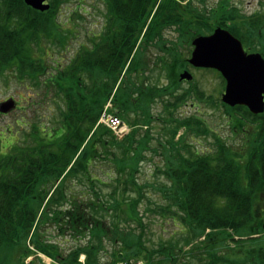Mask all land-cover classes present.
Returning a JSON list of instances; mask_svg holds the SVG:
<instances>
[{"label":"trees","instance_id":"16d2710c","mask_svg":"<svg viewBox=\"0 0 264 264\" xmlns=\"http://www.w3.org/2000/svg\"><path fill=\"white\" fill-rule=\"evenodd\" d=\"M105 1L108 25L101 41L96 40L95 47L88 52L81 49L67 65L59 63L54 67L51 82L66 103L61 135L58 133L56 141L41 138L0 153V264L16 261L17 264H46L41 258L26 261L32 254L26 245L29 236L36 250L59 262L51 264H118L132 257H143L148 264H163L168 259L173 262L172 247H177L178 243L159 249L165 260L155 261L154 252L145 247L143 234L121 226L122 222L139 223L141 220L138 205L145 197V186L138 183L136 174L141 153L151 149L153 136L148 131L153 120L151 104L156 98L175 91L173 86L178 73L174 69L180 68L175 47L161 38L156 40L157 34L164 23L179 26L182 35L191 30L202 33L206 28L228 26L245 43L257 39L259 50L264 54V13H257L245 23L240 20L246 15L222 6L217 9V21H190L180 18L178 0ZM62 2L64 0H50V8L40 11L24 0H0V75L10 71L16 72L18 78L37 79L47 71L42 44L50 40L62 45L64 41L57 14ZM79 9L75 8L74 12L79 14ZM144 38L172 60L166 63L172 66L173 72L168 87L139 83L140 76L135 79L130 73V70L136 73L141 66L140 60L131 55L140 39L139 46H142ZM163 61L166 62L165 57L161 56L162 69ZM113 91L114 107L121 117L129 119L128 114L136 113L134 119H130L135 122V129L122 140H117L104 124L95 127ZM261 117L264 118V113ZM262 122L256 129H264V120ZM238 123L247 130L241 120L238 119ZM140 124L147 125L142 134ZM35 128L38 136L40 132ZM176 133L174 129L172 138ZM260 134L257 130L254 147L248 137L245 148L249 144V148H253L246 162L249 148L240 157L227 147L228 152L222 148L216 157L189 163L180 174L174 164L161 170L171 180L169 185L160 186L167 203L152 211L179 215L193 237L210 230L228 233V238L234 242L232 248L256 244L250 246L248 253L244 252L242 260L217 258L213 261L215 264H264L263 238L252 235L263 232L257 206V199L264 195V144L258 147L256 142ZM98 146L103 147L104 158L114 165L116 175L110 174L109 181L95 177L90 170L102 154L97 153ZM172 156L175 162V153ZM82 173L91 183L89 195L68 192L65 182ZM98 183L114 185L103 199L99 196ZM130 190L134 196L129 194ZM47 223L55 225L59 234H69L75 244L66 250L60 242L44 239L41 227ZM107 242L115 245L112 252ZM108 252L111 259L104 258V253ZM81 253L86 254L84 263L79 260Z\"/></svg>","mask_w":264,"mask_h":264},{"label":"rangeland","instance_id":"374dc122","mask_svg":"<svg viewBox=\"0 0 264 264\" xmlns=\"http://www.w3.org/2000/svg\"><path fill=\"white\" fill-rule=\"evenodd\" d=\"M50 1V0H48ZM251 1V5L249 3ZM263 8L258 7L256 0H243L242 7L239 9L243 15H250L251 13H259L264 11ZM250 5V6H249ZM60 7L57 9L58 21L61 22V32L64 34V41L61 44L58 42L45 40L42 44L43 49L46 51L45 58L48 65L47 71L38 77L32 79L24 76L18 78L16 72L6 71L0 75V103L3 101L14 100L15 103L6 112L0 111V153L7 152L11 147L19 144L37 142L43 138L46 141H56L58 133L63 126V112L66 104L63 95L58 91L56 85L51 80L54 67L57 64L67 65L77 55V53L84 49L86 51L95 47V41L100 38L101 33L105 28L107 21V3L103 0H64ZM80 7V9H79ZM79 9V14L74 12V9ZM60 10V11H59ZM244 22V21H240ZM248 21H245L247 23ZM200 31H188L186 35H182L179 26L175 24L164 23L159 34L163 36V40L167 41L168 45L175 49L178 55V75L182 70L183 60L189 56L191 52L192 34L194 36ZM205 33V32H204ZM141 41V39H140ZM246 42L248 50H258L259 45L257 39L248 40ZM140 45V42L137 43ZM138 54L132 58H138L141 62L140 68L136 71L130 70V73L135 76H140V82H144L148 86L168 87L171 84L170 74L171 69L166 63L172 60L170 56L163 53V50H158L157 46L147 42L146 38L142 46L138 47ZM165 57L164 69L160 66V60ZM186 61V59H185ZM177 66V62L174 63ZM142 67V68H141ZM188 69L193 73L194 85H191V80L177 78L174 82L175 96L164 95L163 97L156 98L151 104L152 122L149 123L148 131L153 136L150 140L151 149L145 150L141 153L142 159L137 164L136 178L140 185H144L145 197L138 205L141 220L139 223L122 222V227L125 230H132L133 233L143 234V242L149 252H154V260H165L163 254L159 249L171 248L172 245L179 244L177 247H172L174 256L173 262L165 260L163 264H204L211 263L217 258L224 260H242L245 258L244 252L251 249L250 246L256 244H247L249 247H235L232 248L233 241L228 238V233L218 231H204L198 237H193L190 228L185 225L179 215L175 214H162L154 212L152 209L158 205L167 203L165 194L160 190V186L169 185L171 180L165 176L161 170L163 167L178 166V171L181 170L183 163H178V159L173 161V156L170 148V140L172 138V131L177 129V136L175 141L179 140L178 135L185 132V139L192 145L193 150L199 155L203 152L207 155L216 157L220 145L230 147L235 156H242L250 147V144L255 140V123H261L264 118L259 120L242 119L237 114L230 113L227 106L222 102L221 96L224 91L222 86L223 79L220 73L216 70L198 69L192 66ZM87 83L90 79L87 78ZM193 86L197 90L195 93L189 88ZM193 90V89H192ZM184 92L185 96L181 97L180 94ZM200 95H198V93ZM183 100L185 103H179ZM115 109V107H114ZM135 112L128 114L129 119H134ZM189 118L194 122V127L185 129L182 126L183 119ZM241 120L247 130L244 131L238 123ZM135 124V122H130ZM38 127L39 135L34 132ZM56 128H59L56 130ZM145 130L141 126L140 134ZM112 135L118 140V136L110 129ZM263 142H264V132ZM37 136V137H35ZM182 137V136H181ZM220 137L222 142H217L214 138ZM248 148H245L248 143ZM252 139V140H251ZM260 141V140H259ZM258 144V140L256 141ZM216 145L218 148L216 149ZM253 147L256 146L252 144ZM249 148L246 157L249 160ZM228 152L229 148H225ZM102 152L98 158L95 166H90V170L95 177H100L109 181V175L113 177L116 175L114 165L109 160L104 158V150L98 146L97 153ZM192 153L191 146L189 148L186 158ZM206 154L200 156L201 158L207 157ZM181 166V167H180ZM175 168V167H174ZM85 175L80 174L78 177H70L65 182L67 183V191L71 193H78L81 195H89L88 185L91 184L87 181ZM57 183V182H56ZM99 196L105 198L114 185L113 183L102 184L98 183ZM129 194L135 195L133 191ZM258 201V218L262 227L264 224V195ZM68 206V204H66ZM41 232L45 235L44 239L53 242H60L64 249H68L75 244L73 238L69 235H61L58 233L57 228L52 223H47L41 227ZM254 237L259 236L264 241V228L261 233L252 234ZM229 239V240H228ZM189 241V242H187ZM234 243V242H233ZM26 245L32 250V254L28 255L26 261L36 259L38 261L39 253L34 244L30 242V236ZM113 243L107 242L109 252H112ZM119 247V246H118ZM104 253L105 259H111V254ZM146 252V251H143ZM248 253V252H247ZM113 257V256H112ZM244 257V258H243ZM146 260V259H145ZM35 261V260H34ZM16 261L13 264H17ZM38 262L37 264H39Z\"/></svg>","mask_w":264,"mask_h":264},{"label":"water","instance_id":"95a60500","mask_svg":"<svg viewBox=\"0 0 264 264\" xmlns=\"http://www.w3.org/2000/svg\"><path fill=\"white\" fill-rule=\"evenodd\" d=\"M45 1L25 0L41 11L50 8V3ZM193 44L190 62L196 66L217 68L226 78L224 102L247 105L254 113L264 111V57L261 53H247L242 42L223 28H216L210 35L196 37ZM180 78L191 79L192 74L186 70ZM13 105L12 101L3 102L0 110L7 111Z\"/></svg>","mask_w":264,"mask_h":264},{"label":"flooded vegetation","instance_id":"af4514ba","mask_svg":"<svg viewBox=\"0 0 264 264\" xmlns=\"http://www.w3.org/2000/svg\"><path fill=\"white\" fill-rule=\"evenodd\" d=\"M257 5L263 8V2L261 0H256ZM243 0H183L177 4V9H179L180 18L190 21H217L216 12L222 6L227 9L242 7ZM250 5L252 4L249 1ZM249 5V6H250ZM188 58H186L187 60ZM183 69H188L190 64L188 61H183Z\"/></svg>","mask_w":264,"mask_h":264},{"label":"built area","instance_id":"2783aa9c","mask_svg":"<svg viewBox=\"0 0 264 264\" xmlns=\"http://www.w3.org/2000/svg\"><path fill=\"white\" fill-rule=\"evenodd\" d=\"M113 123H114V124H117V123H118V120L114 119V120H113Z\"/></svg>","mask_w":264,"mask_h":264}]
</instances>
